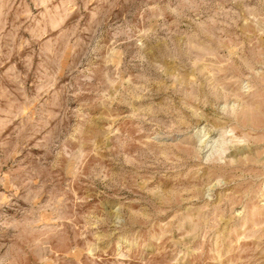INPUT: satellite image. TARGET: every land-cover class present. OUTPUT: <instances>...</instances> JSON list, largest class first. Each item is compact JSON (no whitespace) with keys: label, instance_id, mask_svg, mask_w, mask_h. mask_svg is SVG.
Returning <instances> with one entry per match:
<instances>
[{"label":"rangeland","instance_id":"obj_1","mask_svg":"<svg viewBox=\"0 0 264 264\" xmlns=\"http://www.w3.org/2000/svg\"><path fill=\"white\" fill-rule=\"evenodd\" d=\"M0 264H264V0H0Z\"/></svg>","mask_w":264,"mask_h":264},{"label":"bare ground","instance_id":"obj_2","mask_svg":"<svg viewBox=\"0 0 264 264\" xmlns=\"http://www.w3.org/2000/svg\"><path fill=\"white\" fill-rule=\"evenodd\" d=\"M205 147V146H204Z\"/></svg>","mask_w":264,"mask_h":264}]
</instances>
